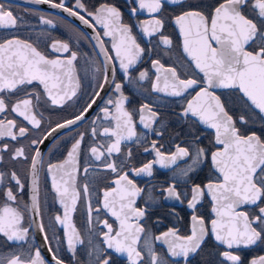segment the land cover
I'll use <instances>...</instances> for the list:
<instances>
[{
    "label": "snow or ice",
    "instance_id": "obj_1",
    "mask_svg": "<svg viewBox=\"0 0 264 264\" xmlns=\"http://www.w3.org/2000/svg\"><path fill=\"white\" fill-rule=\"evenodd\" d=\"M27 2L48 5L92 30L98 56L86 64L98 82L78 111L45 127V112L58 115L82 93L80 54L60 39L42 50V41L20 35L27 28L24 17L0 2V237L13 248L0 255V264H48L31 243L33 228L53 264H65L43 222L45 171L53 203L62 210L53 217V227L63 229L62 244L76 264L82 245L90 264H120L121 258L127 264H191L209 240L215 248L210 264H246L243 250L264 245V0H127L132 17L146 14L135 25L126 23L121 8L109 0L91 10L85 0ZM169 6L173 14L165 15ZM39 22L56 27L51 18L41 16ZM169 23L179 43L166 33ZM138 36L149 38L151 46H142ZM145 56L156 57L151 70L137 67ZM137 86L147 97L130 110L126 87ZM106 87L111 92L91 126L77 131ZM217 90H228L231 107ZM153 93L182 101L177 123L186 130L167 145V128L157 110L160 97L153 99ZM137 123L158 139L143 147L153 158L134 166L133 151L125 148L127 142L141 143L144 134ZM257 123L259 130L253 127ZM207 130L210 136L203 135ZM61 133L70 140L66 155L45 169L40 146ZM206 165L208 174L200 179ZM157 167L172 176L159 189L153 187L159 195L148 200L186 204L190 214L184 231L173 226L151 235L146 227L148 202L138 205L146 190L135 177H152ZM26 188L30 202L21 203ZM80 204L87 239L73 222ZM169 215L179 219L174 207ZM156 243L165 248L163 256ZM247 264H264V255Z\"/></svg>",
    "mask_w": 264,
    "mask_h": 264
},
{
    "label": "flooded vegetation",
    "instance_id": "obj_2",
    "mask_svg": "<svg viewBox=\"0 0 264 264\" xmlns=\"http://www.w3.org/2000/svg\"><path fill=\"white\" fill-rule=\"evenodd\" d=\"M0 2L7 3L11 6L14 11V14L24 17L27 28H21L20 35L24 37H31L34 42L37 40L42 41L41 48L44 49V45L50 43L52 40L60 39L69 41L73 50H77L80 54V59L78 63L79 74L82 78V93L80 97L69 107H67L63 112H60L58 115L55 113L45 112V127L48 126V122H55L64 117L70 116L73 112L78 111L89 99L93 89L95 88L98 79H93V68L90 64H86V60L95 61L98 56V49H94L93 45L95 41L91 39L92 30L88 29L86 26L82 25L81 22L73 17H68L66 13H63L57 9H51L48 5H35L27 2V0H0ZM69 4L72 3V0H68ZM102 0H85V3L88 5L89 9L94 5L99 4ZM110 3H115L118 7L121 8L124 13V21L129 24H137L138 20L146 18V14H140L139 17H132L129 13V2L127 0H109ZM208 2V0H206ZM173 14L172 8L166 7L165 15ZM51 18L56 27L50 25H45L39 22V17ZM102 31V29H100ZM134 33L138 32V29L134 27ZM83 33V35H81ZM166 33L172 35L174 41L179 43V37L177 30L174 25L169 23L166 26ZM87 37V38H85ZM108 41L109 38H104ZM142 46L149 45V38L140 39ZM156 41L153 38L152 44H155ZM151 46V45H149ZM87 54V55H85ZM55 55V54H52ZM156 58L153 56H145L142 63L137 67L139 69H149L151 70V59ZM102 59V58H101ZM165 60H168V57H164ZM176 59L175 54L172 56V60ZM144 86L147 87V82H144ZM127 94L130 95L131 103L129 105L130 110L138 108L141 103H143L147 97V93L143 91L139 86L126 87ZM111 89L106 87L105 91L101 93L100 99L97 101V105L93 106V109L90 111L87 120L83 123L82 126L77 128V131H85L86 128L91 126V120L97 116L99 113V107L103 106L104 100L108 98ZM224 92L222 99L228 103L229 107L232 106L231 101L232 97L228 95V90H217V94ZM157 96L160 98L156 101L159 105L158 111L162 115V120L167 128L165 132L163 142L167 145L169 140L173 138L176 133L183 132L186 128H183L180 123H177L178 113L180 112V103L175 101L179 98L164 97L162 94H152V98L155 99ZM43 111V109H41ZM138 121V117H136ZM255 129L259 130L260 124L257 123L253 126ZM138 133H143L141 136V143H131L127 142V148H131L134 153V159L131 162L134 166H139L142 162H146L153 158L151 153H144L143 147L152 139H158L153 133L148 132L143 129L139 123H137ZM38 135V133H37ZM70 135H75V133H70ZM204 136H210L211 130L203 132ZM204 143L207 144L208 140L205 139ZM70 145V140L68 137H65L63 133L60 134L59 138L56 140L49 139L45 142L44 145L40 146V150L43 153V160L46 165L49 161L55 162L57 160L63 159L66 155V146ZM208 167L205 166L203 172L200 173V179H203L204 176L208 174ZM20 175L23 178L24 168L19 167ZM95 175V174H92ZM172 173L168 169H161L157 167L154 170V175L152 177L142 176L135 177L136 182L139 186L145 188L146 192L144 197L138 201V205L141 207L146 206L145 202L147 201V206L149 207V216L145 221L146 227L149 230L151 235H157L162 231L167 230L169 227H179L182 231L186 230L188 220H189V210L186 207V204H180L176 201H161L159 203H152L148 200L150 195L158 196L159 193H152L151 189L155 187L159 189L161 185H164L167 181L170 180ZM81 182H83V177H81ZM199 182V181H197ZM99 187V185H97ZM21 203L29 201V191L26 188L24 193H21ZM30 202V201H29ZM41 202H42V212H43V222L48 227V235L52 238L51 244L53 248L59 249V255L64 259L65 264H76V260L72 259L71 253L67 251L66 245L62 244L63 240V229L59 225L53 227V217L62 212L59 204L53 203V193L51 192L50 181L47 180L46 171L41 174ZM175 208V212L178 214L179 219L176 216L169 215V212L172 208ZM209 207V202L206 200L204 202V207L201 209L202 212H207ZM160 218L161 222L157 223V218ZM73 222L81 230L82 235L85 239L88 238L87 233V224H86V214L83 204L78 206L77 211L73 214ZM30 236L34 237L31 243L34 247L41 249L42 256L48 261V264H53L51 261V254L48 252L47 247L44 245L42 235L33 230L30 231ZM59 237L60 239H56ZM213 241L209 240L207 244L203 247V250L197 255L191 258V264H210L211 261L215 259L214 253L215 248L213 247ZM156 250L163 256L165 254V248L156 243ZM13 248H10L7 243L4 242L3 238L0 237V255H6L10 253ZM264 255V245L254 246L250 249L243 250V256L245 258L246 264L248 260L252 258ZM77 259L80 261V264H90V257L87 254L86 246H78ZM120 264H127L126 259L121 258Z\"/></svg>",
    "mask_w": 264,
    "mask_h": 264
}]
</instances>
